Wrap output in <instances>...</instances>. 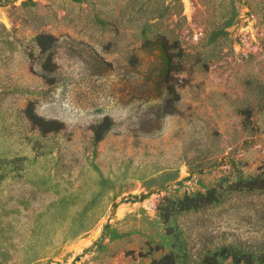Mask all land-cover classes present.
<instances>
[{
	"label": "rangeland",
	"instance_id": "1",
	"mask_svg": "<svg viewBox=\"0 0 264 264\" xmlns=\"http://www.w3.org/2000/svg\"><path fill=\"white\" fill-rule=\"evenodd\" d=\"M160 260L264 264V0H0V264Z\"/></svg>",
	"mask_w": 264,
	"mask_h": 264
},
{
	"label": "trees",
	"instance_id": "2",
	"mask_svg": "<svg viewBox=\"0 0 264 264\" xmlns=\"http://www.w3.org/2000/svg\"><path fill=\"white\" fill-rule=\"evenodd\" d=\"M39 41H40V37H39ZM163 258H166V256ZM167 263L168 262H165L164 260H160V261L156 262L155 264H167Z\"/></svg>",
	"mask_w": 264,
	"mask_h": 264
}]
</instances>
